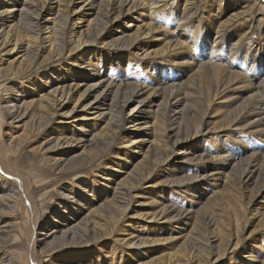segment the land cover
Returning <instances> with one entry per match:
<instances>
[{
	"label": "rangeland",
	"instance_id": "374dc122",
	"mask_svg": "<svg viewBox=\"0 0 264 264\" xmlns=\"http://www.w3.org/2000/svg\"><path fill=\"white\" fill-rule=\"evenodd\" d=\"M9 1L14 3V0ZM18 1L19 5L16 7L24 6V0ZM7 2L0 0V7H5ZM183 2L184 0H166L162 3L160 9L166 12L173 10L172 17L168 19L171 21L164 24V18L159 17L160 22L158 20L156 22L159 28L145 39V43H152L153 47H156L174 39L176 33L173 29L184 15ZM218 2L227 3L230 0H201L196 3L189 15V20L195 23V28L203 18L208 19L207 24L215 19V9L219 8ZM78 5L75 1L66 11L71 14ZM148 5H152L151 1ZM137 10L145 12V7L141 5ZM223 10L225 11L224 8ZM253 10L255 11L251 16H244V19H239L226 27L223 38H230L229 42L221 43L220 40L214 45L212 40L215 38V33H212L209 34L211 36H208V39L199 36L198 40L190 43L189 50L175 48L168 54L143 58L127 48V42L124 40L112 47L98 40L99 42L94 45H85L83 51H78V47L70 51L68 33L67 38L62 37L67 32L63 20L61 36L53 52L47 54L46 51H41L35 59V62H42V58L44 61L55 58L47 66L31 71V75L27 77L22 76L24 74L11 77L12 71L21 70L22 66L14 68L5 67V64L0 65L1 154L22 174L24 183L34 187L32 196L36 203L37 223H51L54 215L59 216L61 221L66 218V222H70L80 213L78 217H82L81 220L87 221L90 226L94 220L99 219L97 216L111 215V222L105 230L96 228L93 234L90 230L85 232L83 229H75L79 234L75 233L71 236L72 232H70L66 237L58 235L59 237L52 243H45L40 251L37 250L41 260L48 259L46 263L50 262V264H138V262L171 264L174 261H180L181 264H264V225H261L264 221V216L262 217L264 177H261L264 173V160L261 158V154L264 153V135L258 133L251 125L253 116H248L235 108L254 91L250 92L242 80L256 84L264 77V70L256 76L250 71L257 63L256 61L251 63L252 60L264 57V3L260 2ZM229 11L230 9L225 12L229 13ZM125 12L128 13L121 15ZM122 13L117 16L118 23L127 22L131 19L129 16L135 18L137 14L125 8ZM218 13L222 14V11ZM97 16L101 19V11L97 12ZM26 17L22 14L21 19L24 21L22 30H29L30 20ZM104 20L109 21L106 18ZM257 20L260 21L257 23V29H254L252 25ZM105 23L100 21L98 27L103 28ZM197 33L203 35V31ZM233 39L237 42L234 47L238 48L231 51ZM211 49H213L212 53ZM181 53L188 55L180 57ZM75 55L80 58L85 55V60L90 58L95 63L91 66L93 70L88 72L96 73V79L104 77L107 79L106 82L111 81L114 86H123L120 89L121 96H117L118 99L130 95L138 88V84L144 83L152 85L156 91H161L159 101L163 95L173 101L176 92L163 88L166 81V85L177 82L183 89L185 87L188 94L184 102L192 104L196 109L191 110V114H184L177 122L170 120L169 114L165 112L162 117L160 115L159 123L156 122L154 126L148 128L153 129V134L156 132L153 144L155 141L159 144L154 150L150 149L153 144L150 145L145 155V159L150 160L151 165L156 168L150 177L148 176L149 185L145 182L148 178L143 181L139 176L146 162L139 161L136 175L121 179L123 175L121 170L131 168V164L126 163L124 159H132L134 162L143 160V157H132V147L123 148L129 144L120 142L132 138V135L141 137V133H137L141 132L140 129L135 131V134L131 131L134 122H116L113 125L114 130L104 134L101 128L105 125L108 116L103 118L87 114L80 110L81 107H77L78 103L74 106L84 87L95 79H89L86 85L69 92L66 102L57 113L49 112L53 108L47 105V101L54 96L49 95L48 87L43 85L49 84L46 82L49 79L52 81L59 79L64 81L67 87L72 81L70 74L79 75L84 72L82 67H78L81 60L78 57L75 60ZM0 59H4L2 53ZM187 59H193L198 64L207 61L211 64V61L223 64L214 65L220 69L214 71L218 76L223 73L225 66L228 67L226 70H236L239 74L222 82L228 85L223 91L219 88L220 82L213 77L200 81L193 75V68L185 69L184 75L175 79L173 75L186 66L184 61ZM148 62L150 66L145 67ZM234 62L237 66L233 64ZM259 68L264 69L262 65ZM170 74L171 76H168ZM6 86L12 89L7 90ZM15 93L22 95L18 103L23 106L16 107L18 112L29 113L24 118L27 120L26 132L22 134L19 126L21 122L11 120L8 111L6 113L4 110V107L9 106L10 103L16 104L10 99L11 95H14L13 98H18ZM90 93L92 94L83 101L84 103L93 97L94 92ZM263 94V91H259L260 98L264 99ZM145 96L146 93L136 96L123 107V112L129 111L131 106H135L139 99ZM223 98L227 101H220ZM144 107L147 106L143 105L142 108ZM69 110L72 117L63 118L59 114ZM41 113L43 115L39 120L38 114ZM32 120L35 122H30ZM226 123H228L227 127L224 125ZM211 126L217 128L212 131ZM6 131L12 138L9 139L5 135ZM68 136L74 143L81 139L85 140L91 153L68 159L66 157L61 162L52 163L58 148L50 151L49 146H64L67 142L64 138ZM11 141L16 146L8 148L7 145ZM173 142H178L186 154L175 155L178 149L177 146H172ZM79 144L81 145L82 141H79ZM224 156L231 160L224 159ZM62 157L60 155V158ZM185 157L190 160H183L186 159ZM257 160L260 164L248 178L245 168L253 170L251 164ZM56 166L57 168L54 169ZM61 166L65 169L58 171ZM220 167H224V174H228L229 178L226 182H220L219 178L224 179L223 173H215ZM116 181L119 189L113 191ZM214 190L217 192L213 194ZM103 192L105 195L101 197ZM113 192L116 198L121 197L117 203L119 209L116 208V202L113 200ZM90 193L93 195H87ZM135 193L139 195L133 197ZM22 206L19 200L11 206L4 205L5 209L11 207V215L15 216L18 224L16 223L10 230V235L0 240V264H3L9 255L13 256L11 261L17 264H30L25 261L23 249V242L24 240L26 242L27 236V223ZM1 207L3 206L0 204ZM161 207L166 209L165 213H160ZM92 208L94 212L88 213ZM157 210L159 214L154 219H150V215ZM193 210L196 212L188 218L189 212ZM118 216L120 222L115 223V218L119 219ZM184 221L189 223L182 225ZM116 227L123 231L132 228L133 234L140 238L141 243L128 248L122 241H114ZM251 229L255 230L250 232ZM187 231L191 236L186 239L180 237ZM80 237L82 239H79ZM235 242L237 244L233 247L232 244Z\"/></svg>",
	"mask_w": 264,
	"mask_h": 264
},
{
	"label": "bare ground",
	"instance_id": "6f19581e",
	"mask_svg": "<svg viewBox=\"0 0 264 264\" xmlns=\"http://www.w3.org/2000/svg\"><path fill=\"white\" fill-rule=\"evenodd\" d=\"M1 1L7 2L9 0H1ZM75 1L79 5L74 7L73 11L70 14L66 11V9L70 4L74 3ZM150 1L152 4L151 6L148 5L150 4ZM164 1L166 0H24L23 1L24 6L22 7H16L19 5L18 0H14V3L9 1L7 2V5H5V7H0V53L4 55V59H0L1 61L0 65L5 64V67L13 66L14 68L19 65L22 66L21 70L12 71L11 77H17L21 74H24L22 76L27 77L31 75V71L33 72V70L35 69H41V67L47 66L55 58L49 59L48 61H44V58H42V62H35V59L39 56V53L41 51L43 52L46 51L47 54H51L53 52L55 48V44L58 38L61 36L60 35V31H62L61 22L63 20L65 23V27L67 28V32H65V36L62 37L67 38V33H68L67 39H68L70 51L72 48H76V47H78V51H83L84 50L83 47L85 45H94L99 41L107 45L109 44L110 47H112V45H115L119 41L124 40L127 42V48L131 49L135 55L143 58V57H149L151 55L159 56V55L168 54V52L171 49H175V48H185L189 50L191 46L190 43H192L196 39L198 40L199 36H205L204 38L208 39V36L209 37L211 36L209 34L212 33L213 34L215 33V38L212 40L214 45L217 44L220 40L221 43H223V41L229 42L230 38H226V39L223 38L224 35L223 33L227 30L226 27H228L229 25L231 26L239 19H244L245 18L244 16H251L256 10V9L253 10L255 6L256 5L258 6L260 2L264 3V0H243L242 2H240V0H230V2L227 3L218 2L219 8L215 9L216 12L215 19L213 21L210 20L209 24H207L206 21L208 19L203 18V20L199 22V26L195 28V23L190 22L189 15L191 13L192 8L196 5L198 1L201 0H184L182 4L183 6L182 11L184 15L181 16L180 21L177 22L175 28L173 29V31H175L176 33L174 39L164 44L163 46L161 44L160 46L153 47L152 43H145V39L150 37V35L156 32L157 29L159 28V26L156 23L159 21L158 19L159 17H163L165 21L164 24H167L171 21L168 19L171 18L173 14V10L166 12L164 9H160ZM36 4H38L39 6ZM141 5L142 7H145V12L144 11L139 12L137 10V8ZM124 8L127 11H135L137 13L136 17L134 18L132 16H129L131 17V19H129L127 22L118 23L117 18L120 16L119 14L122 13V10ZM147 8L148 10L146 11ZM223 8L225 9V11L230 9L229 13L225 12ZM98 11H101V19L97 16ZM219 11H222V14H219L218 13ZM43 12H45L44 15ZM127 13L128 12H125L122 13L121 15H126ZM151 13L153 14L151 15ZM22 14H25V16H27L26 19L30 20L29 30H22L24 29L23 27L24 21L21 19ZM142 16L144 18H142ZM105 18L106 20L109 21L106 22L104 20ZM163 18H161L160 20L162 21ZM100 21L103 24L106 22L103 28L98 27ZM259 21L260 20H257L255 23H253L252 27L254 29H257V23H259ZM113 23L115 24L113 25ZM110 26H112L111 29ZM199 31H203V35L197 33ZM77 32L78 34H76ZM236 43L237 42H235V39L231 41V47H232L230 49L231 51L234 50L235 48L236 49L238 48V47H234ZM161 46L162 48L159 49ZM212 50L213 49H211V53ZM201 54L200 56L202 58ZM184 55H188V54L181 53L180 57H184ZM84 56L85 55L82 56L83 58H80L78 55H75V60L77 57L79 60H81V62H79L78 64V67H82V69L86 73L82 72L79 75L70 74L72 81L67 87H65L64 81H61L59 79H55L53 81L49 79L46 81L49 82V84L43 85L46 88L48 87L47 93H49V95L54 96L53 99L47 101V105L53 108V110L52 111L49 110V112H51L52 114L57 113L59 110H61L64 103L66 102L69 92H72L77 88L86 85L89 79H95L91 83H89L88 86L84 87V89L81 91V94L74 102V106L75 104L78 103L77 107H81L80 110L83 111L84 113L93 114L94 116H101L103 118L108 116V118H106L105 120V125L101 128L104 130V134H108V132L109 133L112 132V130H114L113 125H115L116 122H122V121L134 122V125L132 126L133 130L131 131L135 134V131H139L138 129H140L141 132H137V133H141L140 135L141 137H133L132 135L131 136L132 138L123 141L121 140L120 142L129 144L124 146L123 148L132 147L131 150L132 157L134 156L143 157L142 158L143 160L139 159L137 162H134V160L132 159L131 160L124 159L126 163L131 164V168L130 169L126 168L121 170V174H123L121 179L126 177H133V175H136L137 174L136 169L139 167V161H141V162H146L145 166L143 167V170H140V175H139L140 178H142L144 181L148 178V176L150 177L152 171L156 169L151 165L150 160L147 161L145 159V155L147 154L146 153L147 149L150 147V145L153 144L154 138L156 136V132L155 134H153V129H148V128L154 126L156 122L159 123V121H161L160 115L162 117V115H164L165 112H167V115L169 114L170 120L177 122L178 119H180L184 114L186 113L187 115L191 114L190 111L193 109L195 110L196 108L192 104H187L186 102H184V99L188 94L185 87L183 89V87H181L180 84L173 81H172L173 83L170 82L168 85H166L167 81L166 84L163 83L165 85L163 86V88H169L170 92L172 91L176 92V96L173 101L169 100V97H166L164 95L162 96V99L159 101L158 97H160L161 91L160 92L156 91V89L153 88L152 85H148L144 83L138 84V88L136 89L138 91L135 90L130 95H127L126 97L123 96L121 99H118L117 96H121L120 89L123 86H119V85L114 86V83H112L111 81L106 82L107 79H105L104 77L96 79V73L88 72L91 71L92 69L91 66H94L95 63L90 58L85 60ZM223 57H224V51H223ZM254 61H256L257 63L255 66L251 68L250 71L254 76H256L262 70H264L259 68L260 65L264 67V57L255 58L252 60L251 63H253ZM184 62L186 66L182 68L177 74L175 73V75H173L175 79L181 77L182 74L184 75V72L188 68H193L192 71L193 75L198 77L200 81H206V79L212 77L214 78V80L219 81L221 84L219 86L221 91L226 89L228 86L226 84H223L222 82H225L226 79L231 78V76H237L239 74L238 73L239 71L236 70H232V69L226 70V68L228 67L225 66L226 68L223 69V73L218 76L216 73H214V71L216 70L218 71L220 69L219 67H215L214 65L220 66L223 64L217 62L213 63V61H211L212 64L210 62L209 64L208 61L206 63L198 64L193 59H187ZM233 64L234 65L236 64L237 66V63L234 62ZM148 66H150L149 62L145 64V67ZM168 76H171V74ZM242 81L245 83L246 88L250 89V92L253 90L254 91L248 94L246 98L241 103H239L235 108H238L242 113H245L248 116L249 115L253 116V119L251 120L252 123L251 125L256 128L258 133L264 135V99L260 98L259 96V91L264 92V77H262V79H260L256 84H252L247 80H242ZM6 89L11 90L12 88L10 86H6ZM90 92H94L93 97L87 103H84L83 101L92 94ZM145 93L146 96L139 99L138 103H136L135 106L133 107L131 106L129 111L123 112V107L127 103L132 101L136 96L143 95ZM15 94L18 96V98H13L14 95H11L10 99L12 101H15L16 104L14 105L13 103H10L9 106L7 105V107L6 106L4 107V110L6 113L8 111V116L11 118V120H15L19 123L21 122L19 126L21 127L22 130L21 134H22L26 132L25 124L27 123V120H24V118H26L29 113L18 112L16 107L23 106L20 103H18L21 100L22 95L21 93H15ZM43 95H39V96H43ZM220 101H227V100L223 98L220 99ZM143 105L147 107L142 108ZM70 112L71 110L67 112H59V114L62 115L63 118H67L71 116ZM38 115H39L38 116L39 119V117H41L43 114L41 113ZM82 117L81 119H83ZM30 122H35V120H32ZM142 122L145 124L143 125ZM224 125L227 127L228 123ZM210 128L212 129V131H214L217 127L211 126ZM7 133L8 132L6 131L5 135H7L9 139L12 138L11 134H7ZM64 140H66L67 142H65L64 143L65 145L62 147L49 146L50 151L54 148H58V150L55 153L56 158H54V161L52 162L54 164H56L57 162H61L62 159H65L66 157L68 159L74 156L91 153V149L87 148L85 140L83 139L78 140L76 143H74L73 141L70 140V137L68 136L65 137ZM79 141H82L81 145L79 144ZM68 142L70 143L69 145ZM157 144L158 142L155 141V143L153 144V146L150 147V149L151 150L156 149ZM7 146H9L8 148H12L16 146V144H14L11 141V143L8 144ZM172 146H177L178 150L175 151L176 153L175 155L182 156L186 154L185 150H182V147L178 145V142H173ZM76 150H81V151L78 152ZM1 152L2 149L0 147V201H1L0 204L3 206L0 208V223L3 222L0 228V240L8 236L10 230L17 223L16 221L17 219H15V216L11 215L12 213L11 207H9V209H5L4 205L8 204L9 206H11L14 203H16L17 200H19L21 204H23L22 206L23 213L25 215L26 218L25 220L27 223L26 242L25 240L23 242V249L25 251V261L27 263L30 262V264H50V262L46 263L48 259L45 260L40 259L37 250L40 251L41 247L45 243H52L53 240H56L59 237L58 235H60L61 237H66L69 235L70 232H72L71 236H74L73 234L75 233L79 234L78 232L75 231V229H83L85 230V232L90 230L92 231L93 234L96 231V228H99V230L107 229L108 227L107 225L109 224V222H111L110 214L97 216L99 217V219H97L96 221L94 220L90 226L88 225L87 221L81 220L82 217H78L80 213L76 214L74 220L70 222H66V218H63L62 219L63 221H61L59 216L54 215L55 217L53 218L51 223L48 222L45 224L41 222L37 223V218L35 216L36 203L32 196V193L34 192V187L32 185H27V183L26 184L24 183L25 179L22 177V174L14 167L13 163H11L8 159L2 157ZM60 155H62L63 157L60 158ZM185 158L186 159L183 160L185 161L190 160V158L188 157ZM261 158H263L264 160V153L261 154ZM224 159H226L225 156ZM228 159L231 160V158H227L226 160ZM226 160L225 162L228 163ZM259 162L260 161L257 160L255 163L251 164L253 170H249L245 168V171L248 172V178L251 177L253 171L256 168H258L260 164ZM56 168L57 166L54 169ZM64 169L65 168L61 166L58 168V171L60 170L63 171ZM223 170L224 167H220L215 172L216 174L223 173L222 176H224V179L219 178L221 179L220 182H226V180H228L229 178L228 174L227 173L224 174ZM258 175L259 174H257V176ZM261 177H264V173L261 174ZM148 181L149 178L145 181L146 185H149L147 184ZM178 182L181 183L182 181H178ZM118 189H119L118 181H116V185L113 188V191ZM216 192L217 190H214L213 194ZM63 195L66 196L67 194L63 193ZM87 195L92 196L93 194L90 193ZM104 195L105 193L103 192L101 197H104ZM113 195H114L113 200L116 202V208L119 209L117 203H118V199L121 197L118 198L117 196L116 198L114 192ZM138 195L139 194L135 193L133 194V197ZM139 203L143 204L142 201H139ZM159 209H160V213L166 212V209L163 207ZM158 210L154 214L150 215V219H154L155 216L159 214ZM91 211L94 212V208L88 210V213H90ZM195 212L196 210L189 212L188 218H190ZM263 216H264V212L262 214V217ZM118 218H119L118 220L117 218H115V223L120 222V216H118ZM187 223L189 222L184 221L182 225H185ZM261 225H264V221L262 222ZM182 229H184V227H182ZM253 230L255 229H251L250 232ZM116 231L117 233L113 238V240L118 242L122 241L128 248L133 246H138L141 243L140 238L137 237V235L133 234L132 228H127L126 231H123L121 229H117ZM83 234L86 233L83 232ZM103 236L106 235L103 234ZM188 236L191 235L188 234L187 231L180 237H184L186 239ZM79 239L82 238L80 237ZM236 244L237 242L233 243L232 244L233 247H235ZM8 257L9 258H6V260L4 259L5 261L3 262V264H17L13 260L11 261L13 257L12 255H9ZM51 264H56V263H51ZM138 264H144V263L138 262ZM171 264H181V262L174 261Z\"/></svg>",
	"mask_w": 264,
	"mask_h": 264
}]
</instances>
